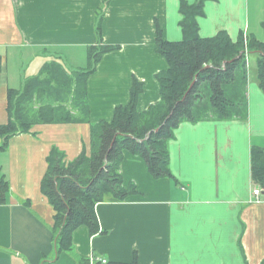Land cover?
Wrapping results in <instances>:
<instances>
[{
    "label": "crops",
    "instance_id": "crops-1",
    "mask_svg": "<svg viewBox=\"0 0 264 264\" xmlns=\"http://www.w3.org/2000/svg\"><path fill=\"white\" fill-rule=\"evenodd\" d=\"M180 1L0 0V125L9 118V89L21 91L44 64L55 61L66 74L87 65L88 46L99 43V23L101 43L116 46L87 78L89 123H36L5 144L0 136V182L7 185L0 264L130 263L134 257L141 264L264 261V189L251 177V149H264V92L250 79L244 116L185 120L173 130L167 142L172 178L153 177L140 156L124 150L123 185L138 192L96 203L98 231L77 227L72 252L56 253L53 208L41 189L49 152L57 148L69 161L82 151L89 155L90 123L109 121L114 107L128 101L133 77L143 83L139 110L158 101L155 75L166 61L155 51V26L165 39L179 41ZM203 11L197 18L202 37L224 30L235 41L249 30L248 0H206ZM82 51L85 65L71 67Z\"/></svg>",
    "mask_w": 264,
    "mask_h": 264
},
{
    "label": "trees",
    "instance_id": "trees-1",
    "mask_svg": "<svg viewBox=\"0 0 264 264\" xmlns=\"http://www.w3.org/2000/svg\"><path fill=\"white\" fill-rule=\"evenodd\" d=\"M205 1H180L182 38L179 41L165 39L156 22L155 51L166 61V68L155 75L159 83L157 102L143 111L138 109L143 83L133 77L128 101L114 107L109 121L90 123L89 155L82 151L72 161L65 162L57 148L50 150L41 189L53 208L57 254L72 249V235L77 227L85 225L91 234L98 231L96 203L121 201L138 192L132 184L123 185L119 165L124 150L140 156L153 177L172 178L167 142L181 122L210 117L232 119L246 114L249 55L255 56L256 80L264 92V37L258 39L251 33L240 32L233 41L224 30L202 37L197 18L204 14ZM95 32L99 43L88 46L87 65L71 72V83L64 82L52 69L43 79L47 66L52 65L44 64L41 75L28 78L21 91L9 89V118L0 125L4 144L13 135L28 132L36 123H66L76 119L64 106L68 98L64 100L63 96H72L74 106L81 109L79 95L83 89L87 93V78L102 56L116 48L101 43L100 23ZM54 94L60 99L53 100ZM32 99L38 102L37 108L28 104ZM81 111L83 116L79 121L89 123V106ZM251 177L264 189V149L256 146L251 149ZM6 186L5 181L0 182V203L5 200ZM106 264L141 263L134 257L130 263Z\"/></svg>",
    "mask_w": 264,
    "mask_h": 264
},
{
    "label": "rangeland",
    "instance_id": "rangeland-1",
    "mask_svg": "<svg viewBox=\"0 0 264 264\" xmlns=\"http://www.w3.org/2000/svg\"><path fill=\"white\" fill-rule=\"evenodd\" d=\"M248 1H249V30L246 29V32L247 33H251L252 32V33H254V35L259 37L260 39H263V37H264V28L262 27V23H264V0H248ZM74 57L76 58V60H74L72 62L73 64L71 65V67H79V66L85 65L86 58H85L84 51H82L81 54H75ZM248 60H249L248 65H249V73H250L249 79L250 80H256L255 56L254 55H249ZM53 63H55V64H53ZM51 64L52 65L47 66V68L45 70L46 73L43 74V79L45 77L49 76V71L52 69V70H56L57 71V74H59L60 78L64 82L67 81V82L71 83V78H72L71 74H66L64 71H62L61 70V65H59L57 62L54 61ZM27 80L24 82V84H23L24 86L27 84ZM85 96H86V101H85ZM70 97H71L70 99H67V101L64 102V106L67 107V109L70 111V113L72 114V117H74L76 119L72 118V120L70 122H66V123L85 122V121H79V119H80V117L83 116V113H82L81 110H86V105H88L89 109H90L88 90H87V93H85L84 89H83V91L80 92V95H79V98H80L79 107L81 109L76 108L74 106V103L72 102L73 98H72V96H70ZM65 98H68V96H66ZM48 100H50V97H48ZM32 101H34V99H32ZM34 102H35V105L38 104L36 101H34ZM28 104H30V106H31V103H28ZM54 105H57V103L55 102ZM26 106H27V104H26ZM60 123H65V122H60ZM38 124H42V123H38ZM64 160H65V162L69 161L67 159H64ZM72 250L69 251V252H72Z\"/></svg>",
    "mask_w": 264,
    "mask_h": 264
},
{
    "label": "built area",
    "instance_id": "built-area-1",
    "mask_svg": "<svg viewBox=\"0 0 264 264\" xmlns=\"http://www.w3.org/2000/svg\"><path fill=\"white\" fill-rule=\"evenodd\" d=\"M253 193L258 195V194H259V189L255 188V189L253 190ZM101 260H102V259H101ZM104 261H105V260H102V262H104Z\"/></svg>",
    "mask_w": 264,
    "mask_h": 264
},
{
    "label": "water",
    "instance_id": "water-1",
    "mask_svg": "<svg viewBox=\"0 0 264 264\" xmlns=\"http://www.w3.org/2000/svg\"><path fill=\"white\" fill-rule=\"evenodd\" d=\"M192 85V84H191Z\"/></svg>",
    "mask_w": 264,
    "mask_h": 264
}]
</instances>
